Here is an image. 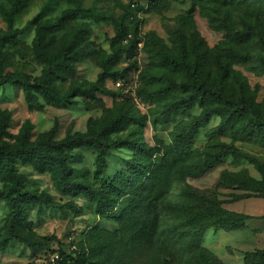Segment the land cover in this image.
<instances>
[{
    "label": "rangeland",
    "instance_id": "374dc122",
    "mask_svg": "<svg viewBox=\"0 0 264 264\" xmlns=\"http://www.w3.org/2000/svg\"><path fill=\"white\" fill-rule=\"evenodd\" d=\"M13 1L0 0V31L7 29L3 10ZM24 1L23 11L15 17L19 29L35 18L56 20L69 9H89L98 15L72 18L54 35L51 48L57 52L63 38L73 35L78 27L89 30L82 43L88 55L76 64V72L63 70L55 78L63 93L73 86L85 87L98 81L103 65L110 61L117 19H124L127 28L121 40L124 51L110 66L116 71L135 65L128 82L112 78L104 81L103 86L115 94L90 92L74 96L71 102L49 103L39 97L30 107L20 87H0V110L11 117L6 140L14 141L27 123L31 124L32 139L56 128V139L61 140L69 133L86 132L93 120L115 117L118 125L113 136L126 144L107 158L103 179L120 188L125 184L126 194L115 206L102 209L83 194L73 197L62 192L50 173H40L18 161L16 166L26 188L50 201L26 205L28 222L38 235L55 238L35 252L14 241L0 252V264H187L191 259L186 249L189 219L210 202L252 217L237 230H208L201 244L223 264H243L246 252L264 248V198L233 201L232 196L242 193L238 180L246 174L262 179L263 169L247 161L235 163L228 157L200 179L183 180L172 174L165 150L201 109L180 106L165 114L169 106L180 105L188 95L190 78L186 69L164 65L156 47L161 42L168 54L186 53L191 61L202 53L204 73L217 82L224 80L223 89L238 96L236 80L223 77L225 67L230 65L246 82L255 102L264 108V45L259 31L245 42L238 37L248 25L258 30L264 17V0H204L193 13V0ZM34 37L32 26L6 46L11 71L26 72L33 78L41 75L43 66L33 54ZM134 44L136 50L130 57ZM234 46L249 54L247 61H230L228 54ZM221 122V117L214 116L200 129L191 144L190 166L201 164L223 143L235 145L264 164V144L255 138L237 139L229 127L218 130ZM71 154L69 165L75 181L100 185L95 178L94 150L77 148ZM70 201L76 209L71 208ZM9 211L7 202L1 200L0 240ZM102 243L113 245L110 261L105 259L108 249L101 248ZM78 254L83 255L81 260Z\"/></svg>",
    "mask_w": 264,
    "mask_h": 264
},
{
    "label": "trees",
    "instance_id": "16d2710c",
    "mask_svg": "<svg viewBox=\"0 0 264 264\" xmlns=\"http://www.w3.org/2000/svg\"><path fill=\"white\" fill-rule=\"evenodd\" d=\"M203 1L193 0L190 12H195L197 6H203ZM25 4L24 0H14L9 9L3 10L7 29L0 31V87L6 85L20 87L27 103L33 107L39 97L49 103H62L71 102L74 96L90 92L100 91L104 94H115L103 86L106 79L129 81L135 64H131L124 70L116 71L110 66L118 60L124 51L121 40L127 28L124 19H117L115 20L116 36L112 39L110 61L103 65V72L100 73L98 81L89 83L85 87L73 86L63 93L55 84V78L63 70L76 72V64L88 55L82 43L89 30L85 27H78L73 35L63 38L57 52L51 48L54 35L65 29L72 18L79 16L96 18L98 15L89 9H69L56 20L39 21L38 18H35L24 28L19 29L15 27V17L23 11ZM32 26H35L33 54L43 66L41 75L35 78L26 72L11 71L9 69L11 56L6 49L7 45L15 43L17 38ZM258 31L264 45V17L260 19L258 30L248 25L238 33V37L245 42L255 36ZM156 47L159 60L164 65L174 70L186 69L190 78L188 95L180 105L169 106L165 114L168 116L173 109L180 106L186 110L195 107L201 109V113L194 116L181 128L173 143L165 150V156L170 160L172 174L183 180L200 179L228 157H232L235 163L247 161L264 170V164L256 157L228 143L221 144L217 151L208 155L201 164L189 165L192 141L200 129L208 125L214 116H219L222 119L218 130L229 127L237 139L255 138L264 144V108L255 102L246 82L230 68V65L225 67L223 77L230 76L236 80L240 88L238 96L227 93L223 89L226 84L224 80L217 82L204 73V55L202 53H199L195 61H191L186 53L168 54L163 49L161 42H157ZM135 50L136 44L131 47L132 55L130 57H133ZM228 57L231 62H241L247 61L250 56L234 46L229 51ZM170 88H166L165 91L168 92ZM10 124V114L0 110V181L3 183V187L0 189V201L7 202L10 210L4 226V234L0 240V252L6 250L14 241L23 243L35 252L47 247L55 238L54 236L38 235L28 222L26 205H42L48 204L50 201L47 196L33 193L26 188L25 178L19 173L16 166L18 161L31 165L40 173H50L54 184L62 192L73 197L83 194L102 209L115 206L120 197L126 194L125 184H122L123 188H120L103 179L107 168V158L113 150L126 144L122 139H116L113 136L118 125L117 118L110 116L108 119L93 120L86 132L69 133L61 140L56 139V128L37 139H32L31 124L27 123L14 137V141H8L6 138L10 136ZM77 148H90L96 153L95 178L100 181V185H83L75 181L74 171L69 165V161L72 158L71 152ZM238 189L242 193H234L233 201L264 198V176L262 179H258L246 174L238 180ZM69 205L73 209L77 208L74 201H70ZM251 218L247 214L224 208L216 202H210L208 206L203 205L191 214L189 219L188 233L190 234L186 249L191 255V259L187 264H223L212 251L201 244L208 230L211 228L224 231L237 230ZM100 247L108 249L105 259L110 261L114 252L113 245L102 243ZM77 258L81 260L83 255L78 254ZM243 264H264V248L246 252Z\"/></svg>",
    "mask_w": 264,
    "mask_h": 264
},
{
    "label": "built area",
    "instance_id": "2783aa9c",
    "mask_svg": "<svg viewBox=\"0 0 264 264\" xmlns=\"http://www.w3.org/2000/svg\"><path fill=\"white\" fill-rule=\"evenodd\" d=\"M133 6H136V3H133ZM119 83H120V82H119ZM56 257H57V258H59V256H58V255H57Z\"/></svg>",
    "mask_w": 264,
    "mask_h": 264
}]
</instances>
